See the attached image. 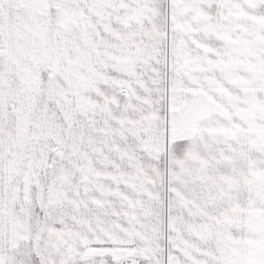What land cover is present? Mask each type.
I'll return each mask as SVG.
<instances>
[{"label": "snow or ice", "instance_id": "6c2138e0", "mask_svg": "<svg viewBox=\"0 0 264 264\" xmlns=\"http://www.w3.org/2000/svg\"><path fill=\"white\" fill-rule=\"evenodd\" d=\"M0 264H264V0H0Z\"/></svg>", "mask_w": 264, "mask_h": 264}]
</instances>
